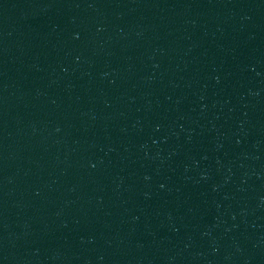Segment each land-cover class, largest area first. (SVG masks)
Instances as JSON below:
<instances>
[{
	"label": "water",
	"instance_id": "obj_1",
	"mask_svg": "<svg viewBox=\"0 0 264 264\" xmlns=\"http://www.w3.org/2000/svg\"><path fill=\"white\" fill-rule=\"evenodd\" d=\"M0 264H264V0H0Z\"/></svg>",
	"mask_w": 264,
	"mask_h": 264
}]
</instances>
